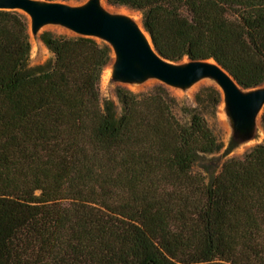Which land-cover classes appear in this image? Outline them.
I'll use <instances>...</instances> for the list:
<instances>
[{
  "label": "trees",
  "instance_id": "1",
  "mask_svg": "<svg viewBox=\"0 0 264 264\" xmlns=\"http://www.w3.org/2000/svg\"><path fill=\"white\" fill-rule=\"evenodd\" d=\"M107 1L139 11L165 59L264 85V0ZM40 39L53 56L33 66L26 14L0 9V264H264V139L208 176L223 144L202 113L180 118L164 84L118 85V112L106 41Z\"/></svg>",
  "mask_w": 264,
  "mask_h": 264
},
{
  "label": "water",
  "instance_id": "2",
  "mask_svg": "<svg viewBox=\"0 0 264 264\" xmlns=\"http://www.w3.org/2000/svg\"><path fill=\"white\" fill-rule=\"evenodd\" d=\"M126 8L124 6L116 9ZM0 9L18 10L29 18L37 34L45 26L58 25L72 32L106 41L112 48V79L118 83H142L158 79L168 86L189 88L212 79L222 93L233 136L251 139L264 111V85L242 88L235 78L213 59L173 62L156 50L151 36L131 15L102 5L101 0H0ZM262 123V121H261Z\"/></svg>",
  "mask_w": 264,
  "mask_h": 264
},
{
  "label": "rangeland",
  "instance_id": "3",
  "mask_svg": "<svg viewBox=\"0 0 264 264\" xmlns=\"http://www.w3.org/2000/svg\"><path fill=\"white\" fill-rule=\"evenodd\" d=\"M72 1L79 3L83 0H72ZM111 7L116 8L119 6L111 5ZM133 12L136 13L135 15L136 18L139 20L140 24H142L141 13L137 10H133ZM28 23H29V18H28ZM45 30L52 31L56 35H62V34L67 36L77 35L71 30L58 25L45 26L37 34H33L30 29V23H29V34L32 45L30 64L33 66L44 64L53 56V54L50 52L48 47L40 39V33ZM113 62H114V54H113V60L103 70L101 84H100V92L103 99H110L117 104L118 112H120L121 110L120 104L115 95V89L118 85L125 86L134 92L140 93V92H148L150 90H153L156 86L164 84L158 79H148L142 83L115 82L112 79ZM165 87L169 90V93L173 97L175 111L180 118L186 119L188 117L189 111H191L192 109H197L206 118L209 126L212 128L216 137L223 144V147L220 152L214 155L205 156L200 160L197 169L202 171L206 175L209 176L212 173L218 172L221 166L223 165V163H225L229 159L243 158L253 147H255L257 144L263 141L264 128L261 121H259L257 124V129L251 139L241 142L235 148L232 149L229 148L230 140L231 137L233 136V130L231 127L229 117L225 111V103L222 93L220 100L216 102L218 96L214 88L217 89L219 88L212 79L209 78L203 79L186 89L168 86V85H165Z\"/></svg>",
  "mask_w": 264,
  "mask_h": 264
},
{
  "label": "bare ground",
  "instance_id": "4",
  "mask_svg": "<svg viewBox=\"0 0 264 264\" xmlns=\"http://www.w3.org/2000/svg\"><path fill=\"white\" fill-rule=\"evenodd\" d=\"M101 3H102L103 6H105V7L108 8V9H111V10H114V11H118V12H122V13L129 14V15H131L133 18H135V19L139 22V20H138V19L136 18V16H135L136 13H134V12H132V11L126 9V8H122V9L112 8L111 5H110V3H107L106 0H101ZM139 23H140V22H139Z\"/></svg>",
  "mask_w": 264,
  "mask_h": 264
}]
</instances>
